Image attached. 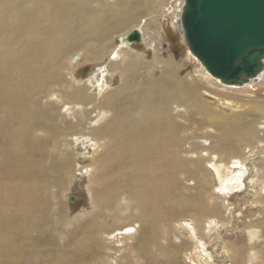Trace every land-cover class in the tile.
<instances>
[{
    "label": "rangeland",
    "instance_id": "rangeland-1",
    "mask_svg": "<svg viewBox=\"0 0 264 264\" xmlns=\"http://www.w3.org/2000/svg\"><path fill=\"white\" fill-rule=\"evenodd\" d=\"M161 1L164 4L160 8L149 12L142 8L134 13V21L145 25L147 42L152 40L151 45L141 42L122 47L120 38H116L105 58L98 62H78L72 59L74 52L58 65L61 75L58 83L38 96H34L36 91L28 94L27 104L19 108L28 111L29 120L30 111L39 102L42 116L55 119L54 124L48 120L47 133L45 130L30 133L32 125L20 119L12 125L0 126V131L5 132L0 139V171L4 166L0 175V221L31 222L24 235L15 232L4 238L0 233V264H264V82L232 89L209 78L200 62L189 54L187 42L176 28L173 16L183 2L155 0L153 5ZM140 12L143 15L139 16ZM75 27L74 38H79L82 27ZM3 38L7 43L15 40ZM119 52L122 56L116 60ZM133 61L138 63L135 78L134 74L122 72ZM113 62L120 64L118 69L110 68ZM18 75L13 72L11 77ZM173 76L192 95L174 111L181 113V118L173 121L181 138L179 151L187 161V171L176 177L178 189L172 192L173 201L182 197L207 204L208 209L218 205L221 210V217H213V225L206 221L200 231L196 227L199 221L195 226L190 215L180 217H186L187 221L175 218L176 213L182 212L181 207L170 208L165 203L156 209H146L139 200L138 196L151 200L146 185L136 183L142 177L143 170L138 173L139 167L150 166L155 175L161 176L166 160L152 156L135 163L129 159L131 153L125 141L114 142L113 135L99 133L111 125L114 117L112 106L107 104L108 96L118 93L120 99L134 93L135 84L141 91L145 87L153 91L154 100L161 103L165 91L174 88L169 80ZM69 85L75 91H68L80 90L92 96L89 106L76 104L73 111H66L61 96ZM166 117L163 114L162 119ZM3 121L5 118L0 115V122ZM52 126L54 139L47 135L53 133ZM15 130L24 135L20 145L16 141L21 137ZM227 137L233 149L244 150L242 155L252 172L246 181L248 185L240 192L221 195V181L211 164L206 162V169L199 171L192 165L206 151L198 154L193 151L195 146L204 150L212 145L219 148ZM117 148L123 158L111 174L117 179H132L137 198L124 192L106 205L105 200L119 189L102 192L103 186L97 181L102 182V168ZM28 158L36 164L28 167L24 162ZM211 158L206 161L220 162L218 157ZM231 161L225 158L220 163L230 165ZM72 200L76 202L71 203ZM204 200H210V205ZM39 202L43 209L38 207ZM22 203H26L27 212L21 208ZM191 207L187 214L196 211ZM198 212L200 216L201 211Z\"/></svg>",
    "mask_w": 264,
    "mask_h": 264
},
{
    "label": "bare ground",
    "instance_id": "bare-ground-1",
    "mask_svg": "<svg viewBox=\"0 0 264 264\" xmlns=\"http://www.w3.org/2000/svg\"><path fill=\"white\" fill-rule=\"evenodd\" d=\"M106 1H108L110 5H107ZM154 1L155 0H0V115L5 118V122H0V126L3 123L12 125L15 121L20 119L32 125L30 133L33 134L39 130H45L47 133L48 130L45 126H47L48 120L54 124L53 121H55V119L53 118L51 120V118L47 119L42 116L41 106L38 104L39 102H36L34 108L30 111L29 120H27L28 111L19 108L27 104L29 99L28 94L36 91L34 96H38L41 92L53 86V83H58L61 78L58 65L66 61V58L70 59L72 56L71 54L74 52L76 53L72 56V59L77 58L75 60H78V62L83 61L87 63L102 61L106 56L108 48L115 42L116 38H120L122 47L134 45L135 43L125 41L128 35L134 30H138L141 33L142 39L140 43L145 42V44H147L148 35L144 29L145 25H143L142 22L137 23V21H134V13H139V10L142 8L145 9V12L153 11L164 4L163 1H161L159 4L153 5ZM181 2H183L182 6H178V10L173 16L175 23L181 19L184 10L185 0H181ZM130 4L133 6L130 7ZM142 13L140 12L139 16L143 15ZM75 25L82 27L81 36L77 35L79 38H74L76 36V32L74 31L76 29L73 30V28H76ZM3 36H8L15 40L7 43ZM22 37L24 38V42H21ZM151 44L152 40L149 41L148 45ZM81 51H83L84 54L82 56L77 55V52ZM121 52L114 57L116 60L122 56ZM189 54L199 61L191 51ZM77 56H79V58ZM114 62L110 68L114 69L117 67L116 69H118L120 64L118 62L114 64ZM166 62L168 63L169 61L167 60ZM200 64L207 76L214 79L206 71L201 62ZM137 69L138 63L133 61L129 63L122 72L124 74H134L135 78ZM13 72H18L19 75L11 77ZM169 80L172 81L170 83H172V87L174 86V88H169V91H165L161 103L154 100L153 91H147V87H145V91H141V88H136L135 84L134 93H129L120 99H117L118 93L108 96L106 99L107 104L112 106L111 111L114 117L111 120V125L102 129L99 133L113 135L114 142L120 143L121 141H125L131 153L129 159L133 162H140L145 159L148 160L152 156L159 157V161L166 160L163 164L161 176H158V174L155 175L150 166L139 167L138 173L141 168L143 170L142 177L136 180V183L141 186L146 185L151 196L150 201H146L138 196L139 200L146 209L158 208L161 205H165V203L170 208L175 206L181 207L182 212L177 211L178 213H176L175 218L177 219L181 216L190 215L193 218L192 221L195 226L196 221H199L196 227H200V231L206 221L212 222L211 225H213L214 221L212 218L216 216L221 217V210L218 205H212V207L208 209L206 206L207 204L203 205V203L200 204L198 201H189L182 197L175 198V201H173L172 192L178 189L176 177L187 169V161L183 158L182 152L179 151L182 148L179 146V139L181 138L177 135L178 128L175 127L173 121V119L179 120L181 118V113L174 114V111H177L186 104L187 100L192 95L187 87L182 82L178 81L175 76L171 77ZM263 82L264 71L258 79L245 85V87L251 86L254 83L262 84ZM223 86L232 89L243 88L233 87L232 85ZM68 89L75 91L70 85L64 88V91L67 92L65 95L61 96V101L65 104L64 108H66L67 112L73 111V106L76 104H85V106H89L92 99L91 95V97H88L80 92V90L71 92L68 91ZM100 89L103 90V87L101 86ZM163 114L167 116L164 120L162 119ZM57 124L58 123H56V125ZM50 128L53 133H48L47 135L54 139V126ZM14 132L18 137H21V140L16 141L17 145L22 144V138H24L23 133L17 130ZM4 136V130L0 131V139ZM228 137L230 136L228 135ZM228 137L225 138L227 142H222L219 148H217V146L213 147L212 145L210 149L207 148L204 150L203 148H196L195 146V150L193 151L195 153L198 151L201 153L206 151L205 155L202 154L198 160H194L192 165L199 171L206 169V162L211 164L216 176L221 181V186L219 187L221 195H231L235 192H240L248 185L246 181L252 172L246 164V157L242 155L244 150H242V152L239 151L241 150L239 147L238 150H235V148L233 149L232 141H230ZM248 137L250 139L253 137L251 131ZM31 149L34 151L35 147L31 146ZM114 154L115 155L111 156L110 162L106 163L102 168V182L100 183L97 181L98 185L101 184L103 186L104 191L102 192L109 191L112 188L119 189L118 193L112 194L105 200L106 205L111 204L124 192L137 198V196L134 195L132 179H117L111 174L114 170V166L123 158L118 148ZM211 156H213V158L218 157L220 162H223L225 158L232 161L230 165L222 164L219 161H206L209 157L212 159ZM111 161H114V163H111ZM24 162L29 165L28 167H32L36 164L35 160L29 158L24 160ZM88 170H86V173ZM3 173L4 166L0 171V175ZM30 174L31 171H29L28 175ZM250 181L253 182L254 180L250 179ZM12 198L15 199V197ZM212 198L213 196L211 195V199ZM40 205L39 202V208H41ZM208 205H210V203H208ZM190 206L194 207L196 211L187 214L186 211ZM42 207L44 208V205H42ZM21 208H24V212H27L26 203H22ZM198 210L201 211L200 216ZM225 214H227V212ZM24 216L27 218V215ZM183 218H180V220ZM16 221L17 220L3 221V219H1L0 233L3 235L2 237L7 238L8 236L14 235L15 232L24 235L31 225V222L26 223L24 220H21V224H18ZM187 229L189 228L187 227Z\"/></svg>",
    "mask_w": 264,
    "mask_h": 264
},
{
    "label": "water",
    "instance_id": "water-1",
    "mask_svg": "<svg viewBox=\"0 0 264 264\" xmlns=\"http://www.w3.org/2000/svg\"><path fill=\"white\" fill-rule=\"evenodd\" d=\"M176 28L189 51L224 85L245 87L264 71V0H185ZM141 39L134 30L125 41Z\"/></svg>",
    "mask_w": 264,
    "mask_h": 264
}]
</instances>
